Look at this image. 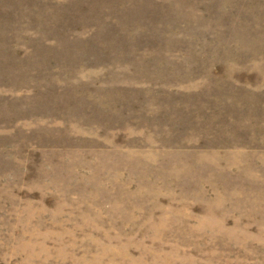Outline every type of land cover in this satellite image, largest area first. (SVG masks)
Returning <instances> with one entry per match:
<instances>
[{
    "label": "rangeland",
    "instance_id": "obj_1",
    "mask_svg": "<svg viewBox=\"0 0 264 264\" xmlns=\"http://www.w3.org/2000/svg\"><path fill=\"white\" fill-rule=\"evenodd\" d=\"M0 264H264V0H0Z\"/></svg>",
    "mask_w": 264,
    "mask_h": 264
}]
</instances>
